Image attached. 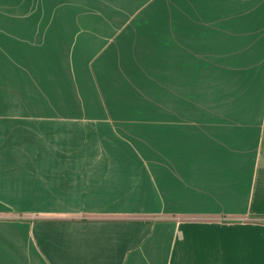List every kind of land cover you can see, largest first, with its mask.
Here are the masks:
<instances>
[{
  "label": "crops",
  "instance_id": "crops-1",
  "mask_svg": "<svg viewBox=\"0 0 264 264\" xmlns=\"http://www.w3.org/2000/svg\"><path fill=\"white\" fill-rule=\"evenodd\" d=\"M0 264H264V0H0Z\"/></svg>",
  "mask_w": 264,
  "mask_h": 264
}]
</instances>
